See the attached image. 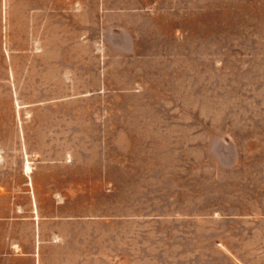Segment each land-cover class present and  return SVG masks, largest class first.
Segmentation results:
<instances>
[{
	"label": "rangeland",
	"instance_id": "rangeland-1",
	"mask_svg": "<svg viewBox=\"0 0 264 264\" xmlns=\"http://www.w3.org/2000/svg\"><path fill=\"white\" fill-rule=\"evenodd\" d=\"M0 264H264V0H0Z\"/></svg>",
	"mask_w": 264,
	"mask_h": 264
},
{
	"label": "bare ground",
	"instance_id": "bare-ground-1",
	"mask_svg": "<svg viewBox=\"0 0 264 264\" xmlns=\"http://www.w3.org/2000/svg\"><path fill=\"white\" fill-rule=\"evenodd\" d=\"M25 172H29V167L25 166Z\"/></svg>",
	"mask_w": 264,
	"mask_h": 264
}]
</instances>
